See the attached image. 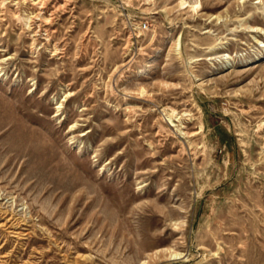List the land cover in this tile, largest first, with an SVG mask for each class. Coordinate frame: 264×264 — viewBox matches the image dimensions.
I'll list each match as a JSON object with an SVG mask.
<instances>
[{
    "label": "rangeland",
    "instance_id": "obj_1",
    "mask_svg": "<svg viewBox=\"0 0 264 264\" xmlns=\"http://www.w3.org/2000/svg\"><path fill=\"white\" fill-rule=\"evenodd\" d=\"M0 264H264V0H0Z\"/></svg>",
    "mask_w": 264,
    "mask_h": 264
},
{
    "label": "bare ground",
    "instance_id": "obj_2",
    "mask_svg": "<svg viewBox=\"0 0 264 264\" xmlns=\"http://www.w3.org/2000/svg\"><path fill=\"white\" fill-rule=\"evenodd\" d=\"M32 1V0H31ZM34 3V2H33ZM185 3V1H182V4H184ZM194 8L195 7H197V5L196 6H193ZM57 8V7H56ZM28 20V19H27ZM182 131V130H181ZM187 132V131H186ZM184 133V132H183ZM12 221V220H11ZM173 254V253H172ZM175 254V253H174ZM178 254H179V252H178ZM175 255H177V254H175ZM171 258V257H170ZM176 258H177V256H176Z\"/></svg>",
    "mask_w": 264,
    "mask_h": 264
},
{
    "label": "built area",
    "instance_id": "obj_3",
    "mask_svg": "<svg viewBox=\"0 0 264 264\" xmlns=\"http://www.w3.org/2000/svg\"><path fill=\"white\" fill-rule=\"evenodd\" d=\"M140 27L145 28L146 27V24H142V25H140Z\"/></svg>",
    "mask_w": 264,
    "mask_h": 264
}]
</instances>
